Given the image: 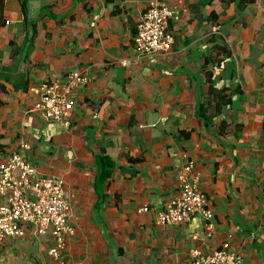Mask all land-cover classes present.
I'll use <instances>...</instances> for the list:
<instances>
[{
    "label": "crops",
    "instance_id": "0c3cea01",
    "mask_svg": "<svg viewBox=\"0 0 264 264\" xmlns=\"http://www.w3.org/2000/svg\"><path fill=\"white\" fill-rule=\"evenodd\" d=\"M152 1L0 0V163L20 153L62 180L75 230L53 258L52 237L27 229L0 264H192L193 248L229 238L264 264V0H172L171 51L141 58L133 39ZM71 73L88 82L69 125L34 112L40 86ZM190 165L211 238L200 216L156 224Z\"/></svg>",
    "mask_w": 264,
    "mask_h": 264
},
{
    "label": "built area",
    "instance_id": "2783aa9c",
    "mask_svg": "<svg viewBox=\"0 0 264 264\" xmlns=\"http://www.w3.org/2000/svg\"><path fill=\"white\" fill-rule=\"evenodd\" d=\"M172 0H154L142 15L133 39L139 57L167 54L174 40L169 22L177 18ZM86 77L71 73L63 81L43 83L33 111L46 120L68 126L72 119L75 101L73 88L87 84ZM190 165L180 177V193L172 198L157 215L158 226H180L194 216L205 222L207 238L213 235L214 215L206 195L197 186V178L187 174ZM148 206L141 212H148ZM72 210L65 195L64 182L58 178L43 177L20 153L11 155L0 163V247L7 239H22L30 229L35 236L49 235L53 246L49 256L58 258L69 237L75 235L70 226ZM230 239L220 250L204 254L195 247L191 250L192 264H248L242 254L234 251ZM192 240L198 241L195 235Z\"/></svg>",
    "mask_w": 264,
    "mask_h": 264
},
{
    "label": "trees",
    "instance_id": "16d2710c",
    "mask_svg": "<svg viewBox=\"0 0 264 264\" xmlns=\"http://www.w3.org/2000/svg\"><path fill=\"white\" fill-rule=\"evenodd\" d=\"M24 7H25V6H24ZM210 93H211V96L214 97V98H216V97H217V98L219 97V98H221V99L225 98L223 92H218V91H216V90L213 89ZM226 103H227V102H226ZM226 103H225V104H226ZM110 164H111L110 162H108V161L106 162V161H105V164H103V167H104L105 169H106V167H109V168H110V167H111ZM107 170H109V169L107 168ZM107 170H106V172H105L104 174H102V172H100V174H101V175L99 176L100 179H104V178H107V177L109 176V173L107 172ZM109 171H110V170H109Z\"/></svg>",
    "mask_w": 264,
    "mask_h": 264
}]
</instances>
